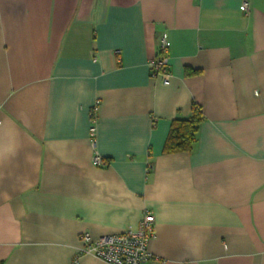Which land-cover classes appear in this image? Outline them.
Wrapping results in <instances>:
<instances>
[{"label": "crops", "instance_id": "obj_1", "mask_svg": "<svg viewBox=\"0 0 264 264\" xmlns=\"http://www.w3.org/2000/svg\"><path fill=\"white\" fill-rule=\"evenodd\" d=\"M248 1L0 0V264H107L74 262L79 234L147 209L144 264H264V0ZM163 38L169 84L150 71ZM193 102L197 143L162 154Z\"/></svg>", "mask_w": 264, "mask_h": 264}, {"label": "built area", "instance_id": "obj_2", "mask_svg": "<svg viewBox=\"0 0 264 264\" xmlns=\"http://www.w3.org/2000/svg\"><path fill=\"white\" fill-rule=\"evenodd\" d=\"M250 7V2L243 0L240 10L248 14ZM150 71L152 76L162 77L164 84H169L171 74L168 69V43L165 38L161 40L159 50L150 62ZM98 105L99 102L96 101L90 109L89 135L94 148L92 163L100 167L105 166L106 162L95 148ZM154 233L155 217L149 209L144 211L135 230L129 229L117 234L98 237H93L89 232H82L78 236L80 247L74 262L77 263L80 256H92L107 264H144L152 257L149 242Z\"/></svg>", "mask_w": 264, "mask_h": 264}, {"label": "trees", "instance_id": "obj_3", "mask_svg": "<svg viewBox=\"0 0 264 264\" xmlns=\"http://www.w3.org/2000/svg\"><path fill=\"white\" fill-rule=\"evenodd\" d=\"M199 73L197 69L185 68V75L188 77ZM203 121L201 107L193 102L188 118L177 117L171 121L162 154L190 152L198 141L199 128Z\"/></svg>", "mask_w": 264, "mask_h": 264}]
</instances>
